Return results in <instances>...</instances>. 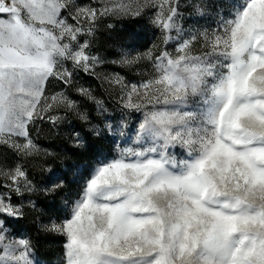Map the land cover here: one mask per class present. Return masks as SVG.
I'll return each instance as SVG.
<instances>
[{
    "label": "snow or ice",
    "instance_id": "obj_1",
    "mask_svg": "<svg viewBox=\"0 0 264 264\" xmlns=\"http://www.w3.org/2000/svg\"><path fill=\"white\" fill-rule=\"evenodd\" d=\"M194 7L212 23L185 29L179 0H0V144L33 157L30 126L46 118L55 127L69 114L101 136L75 99L48 94L52 81L71 89L77 72L118 90L124 116L139 114L133 127L124 116L104 125L123 146L77 176L64 218L44 226L64 237L62 264H264V0ZM148 9L158 54L110 61L148 60V77L126 83L97 71L106 61L80 37L94 35L101 18ZM75 92L106 111L90 89ZM57 110L64 116L49 115ZM71 135L82 147L80 133ZM0 178V264H36L32 241L9 227L25 215L12 194L55 196L65 182L54 173L37 187L21 163L0 167Z\"/></svg>",
    "mask_w": 264,
    "mask_h": 264
},
{
    "label": "rangeland",
    "instance_id": "obj_2",
    "mask_svg": "<svg viewBox=\"0 0 264 264\" xmlns=\"http://www.w3.org/2000/svg\"><path fill=\"white\" fill-rule=\"evenodd\" d=\"M75 2L83 6L92 4L93 0H75ZM201 2L211 4L214 0H179V11L182 13L179 23L185 29L197 21L199 25L212 23L210 16L200 18L195 14L194 6ZM154 11V9H148L143 16L136 19L101 18L97 21L94 35L80 37L81 42L88 39L91 42L92 53L106 61L97 71L118 73L126 83H139L148 77L151 73V62L148 60H141L140 63L132 67H121L110 63V61L120 59L123 52L135 56L138 53H147L151 49L154 54H158L159 49L153 48V45L160 47L163 45L160 32L150 22ZM69 22L74 23L70 17ZM173 48L174 44L169 45L170 51ZM67 67L71 70L70 63ZM78 86L90 89L92 95L103 102V108L106 111L98 112L93 102L78 96L75 92V87ZM107 88V84H102L101 80L83 72L74 74V84L71 89H66L58 81H52L48 86L49 95L64 91L65 94L75 99L81 110L89 115L90 122L103 129L101 136H94L89 131L87 124L69 114L55 127L46 118L36 120L30 126L31 139L39 149L38 154L33 157L22 158L12 148L0 144V167L7 169L14 167L17 163L23 164L30 179L37 187L48 184L49 178L54 173L65 182L64 190L55 196L45 195L43 192H26L23 196L12 194L13 203L21 204L25 215L20 220H10L9 227L13 233L25 236L32 241L36 264H62L64 237L45 231L44 226L51 224L52 221L59 223L64 218V202L65 199L75 196L78 187L77 176L90 172L98 159L113 155L117 143L123 146L119 137H114L112 133L104 129L106 123L115 126L124 116L118 102V90L106 91ZM49 115L64 116V112L57 110ZM124 118L129 121L130 127H133L138 123L139 114L133 112ZM74 131L80 133V138L83 141L82 147L74 146L71 135ZM179 151L177 149V152ZM40 164L42 166H39ZM47 169H51V172ZM2 183L3 179L0 178V184ZM30 202L35 203L36 207L32 208ZM28 219L34 226L32 233L27 232L25 224H23ZM54 245L59 248L54 249Z\"/></svg>",
    "mask_w": 264,
    "mask_h": 264
},
{
    "label": "trees",
    "instance_id": "obj_3",
    "mask_svg": "<svg viewBox=\"0 0 264 264\" xmlns=\"http://www.w3.org/2000/svg\"><path fill=\"white\" fill-rule=\"evenodd\" d=\"M39 166H42L41 164L39 165ZM44 166H45V163H44ZM38 167V166H37ZM23 224H25V227H26V229H27V232H33V230H34V226L32 225V223H31V221H29V219L28 220H25V223H23ZM43 244V243H42ZM44 245V244H43ZM53 248V247H52ZM59 248V246H55L54 245V249H58Z\"/></svg>",
    "mask_w": 264,
    "mask_h": 264
}]
</instances>
